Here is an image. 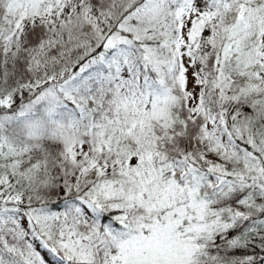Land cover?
<instances>
[{
  "label": "snow or ice",
  "instance_id": "obj_1",
  "mask_svg": "<svg viewBox=\"0 0 264 264\" xmlns=\"http://www.w3.org/2000/svg\"><path fill=\"white\" fill-rule=\"evenodd\" d=\"M0 264H264V0H0Z\"/></svg>",
  "mask_w": 264,
  "mask_h": 264
}]
</instances>
